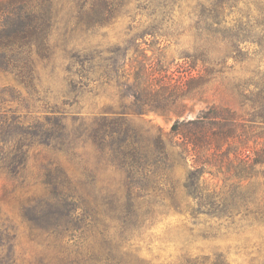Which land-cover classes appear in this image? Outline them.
<instances>
[{
  "label": "rangeland",
  "instance_id": "374dc122",
  "mask_svg": "<svg viewBox=\"0 0 264 264\" xmlns=\"http://www.w3.org/2000/svg\"><path fill=\"white\" fill-rule=\"evenodd\" d=\"M258 6L264 2L0 0V233L5 241L0 256L8 254V241L13 245L11 260L2 264H38L43 256L41 240L30 229L29 203L48 196L52 181L66 180L52 178L47 167L52 174L59 169L70 180L90 182L77 185V196L99 202L121 197L115 192L121 176L99 151L81 141L67 152L56 144L53 149L44 145L42 133L62 116L75 131L81 120L117 106L134 68L147 65L178 75L194 56L224 62L201 100H185L179 112L131 115L139 130L166 133L175 122L211 107H227L245 118L260 115L264 15ZM205 177L209 193L201 200H182L178 206L158 200L150 216H142L122 239L114 233L125 245L122 256L136 259L134 264H264V224L253 219L255 202L264 204V179L237 188L238 181H223L222 175Z\"/></svg>",
  "mask_w": 264,
  "mask_h": 264
},
{
  "label": "trees",
  "instance_id": "16d2710c",
  "mask_svg": "<svg viewBox=\"0 0 264 264\" xmlns=\"http://www.w3.org/2000/svg\"><path fill=\"white\" fill-rule=\"evenodd\" d=\"M258 8L264 15V6ZM206 61L205 56H194L178 75L140 65L128 73L132 81L124 82L117 106L107 105L91 119L81 120L75 131L69 129L65 116L51 122L42 133L47 139L44 145L56 144L67 152L81 141L93 152L99 151L106 166L121 176L115 190L121 197L99 202L77 196V185L90 182L70 180L59 169L52 174L47 167L52 178L66 180L52 181L48 196L29 203L30 229L43 249L38 264H134L136 259L122 256L125 245L114 233L120 238L126 235L142 216H150L153 206L163 201L178 206L182 200H201L209 193L206 175L236 180L237 188L250 180L259 185L255 179H264V101L258 117L245 118L227 107H211L197 118L175 122L166 133L152 127L139 130L129 121L131 115L179 112L185 100H201L205 87L221 73L217 67L224 65L221 60ZM235 91L241 96L240 86ZM255 205L253 219L264 224V204L256 201ZM3 234L0 252L5 247ZM12 246L8 241V254L0 256V264L11 260Z\"/></svg>",
  "mask_w": 264,
  "mask_h": 264
}]
</instances>
